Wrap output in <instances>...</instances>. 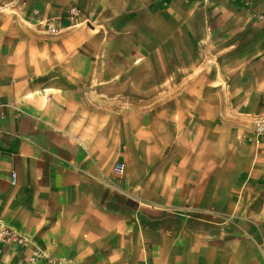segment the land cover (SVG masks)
I'll return each instance as SVG.
<instances>
[{
    "label": "crops",
    "instance_id": "crops-1",
    "mask_svg": "<svg viewBox=\"0 0 264 264\" xmlns=\"http://www.w3.org/2000/svg\"><path fill=\"white\" fill-rule=\"evenodd\" d=\"M71 7L61 35L33 20ZM255 14L264 0H0V222L70 264H264V135L236 122L264 112ZM29 253L0 243V264Z\"/></svg>",
    "mask_w": 264,
    "mask_h": 264
},
{
    "label": "built area",
    "instance_id": "built-area-1",
    "mask_svg": "<svg viewBox=\"0 0 264 264\" xmlns=\"http://www.w3.org/2000/svg\"><path fill=\"white\" fill-rule=\"evenodd\" d=\"M245 3L250 2L251 0H243ZM79 10L76 7L69 9L65 15L67 21H72L78 17ZM257 18L261 21H264V15L259 14ZM45 31L57 33L56 29L52 23H45ZM0 117H4V112H0ZM253 131L256 137L264 135V115L256 117L253 121ZM116 172L122 173L123 166L121 164L117 165L115 168ZM14 176V175H13ZM0 243L1 244H14L22 249L29 248L30 253L28 260L32 264H70L68 261L62 258L54 257L44 251L39 247L31 238L20 233L15 228H12L4 223L0 222Z\"/></svg>",
    "mask_w": 264,
    "mask_h": 264
},
{
    "label": "rangeland",
    "instance_id": "rangeland-1",
    "mask_svg": "<svg viewBox=\"0 0 264 264\" xmlns=\"http://www.w3.org/2000/svg\"><path fill=\"white\" fill-rule=\"evenodd\" d=\"M227 1V0H226ZM243 1V0H242ZM244 2V1H243ZM72 8V7H71ZM70 8V9H71ZM78 10H79V14H78V17H76L75 19H73L72 21H67L66 19H65V15L67 14V12L69 11H67L65 14H64V16H63V18H60V20H56V19H42V20H37V19H34L33 18V20L35 21L36 20V23H38V25H39V27H41V29L43 30V35L44 36H58V35H61L65 30H64V28L62 27V26H60L59 24H58V22L59 21H61V20H64V21H66L67 23H68V26L69 27H67V28H71V27H74V26H76L77 25V23H78V20H79V18L81 17V15H82V12L80 11V9L78 8V7H76ZM257 16H258V14H255V19H254V23L256 24L257 23V20L258 21H261V20H259L258 18H257ZM46 22H50V23H52L53 24V26L56 28V29H58V32L57 33H53V32H47V31H45V23ZM162 98H164V97H162ZM239 110V109H238ZM230 111H231V113H232V115L230 116ZM235 111H236V109H223V121H224V123H227L228 121L226 120V119H231V120H234L235 119V117H233L236 113H235ZM260 115H264V112H262V113H259V114H256V115H251V114H238V117H237V119H236V122L237 121H239V126H241L243 129H249L251 126H252V122H253V120L256 118V117H258V116H260ZM239 117H241V119H238ZM233 122V121H232ZM235 122V121H234ZM233 122V123H234ZM240 128V127H239ZM254 132V131H253ZM117 164V163H116Z\"/></svg>",
    "mask_w": 264,
    "mask_h": 264
}]
</instances>
